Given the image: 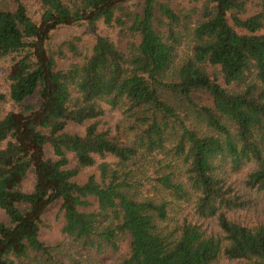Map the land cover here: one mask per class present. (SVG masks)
Segmentation results:
<instances>
[{
	"label": "trees",
	"instance_id": "obj_1",
	"mask_svg": "<svg viewBox=\"0 0 264 264\" xmlns=\"http://www.w3.org/2000/svg\"><path fill=\"white\" fill-rule=\"evenodd\" d=\"M5 59L0 264H264V0H0Z\"/></svg>",
	"mask_w": 264,
	"mask_h": 264
},
{
	"label": "rangeland",
	"instance_id": "obj_2",
	"mask_svg": "<svg viewBox=\"0 0 264 264\" xmlns=\"http://www.w3.org/2000/svg\"><path fill=\"white\" fill-rule=\"evenodd\" d=\"M177 4H180L182 6H187L189 4V0H174ZM29 14L33 17L36 16L37 8L34 6V4L29 3ZM97 30L101 31L103 34L107 33V29H104L100 26H97ZM81 29L74 28V27H58L51 33V43L52 45L57 44L63 39L68 38L71 34H79ZM84 39H88L87 36L84 37ZM85 42H88V40H85ZM75 59H65L59 62V67L66 68L70 64L74 63ZM8 68V60H2L0 61V91L6 95V89H5V82H4V76L6 74ZM6 97V96H5ZM24 104L27 105H36L35 98H28L24 101ZM2 111H8L15 109L14 105H12L7 99L3 102ZM109 123L115 124L119 119L120 115L118 112H108L105 118ZM66 132L71 134H83L84 127L83 126H76V125H69L66 127ZM46 155L51 156L52 152L49 148L46 149ZM87 174H90L88 172H83L81 174V177H85ZM23 190L29 192L32 189V176L28 174L23 181ZM242 216V219L250 220L251 222L253 220H258L264 215V198L258 199L257 203H254V205L250 208L249 211H246L244 213L240 214ZM44 221L46 223V228L42 231V234L40 235V239L50 245L59 244L63 245L64 240L61 234V216L59 214V205L54 204L51 205L46 214L44 215ZM210 229H214L212 227V223H210ZM124 249V248H123ZM124 250H122V253ZM117 261L116 256L109 255L103 258L102 264H115ZM217 264H236L235 262H227V261H220Z\"/></svg>",
	"mask_w": 264,
	"mask_h": 264
}]
</instances>
